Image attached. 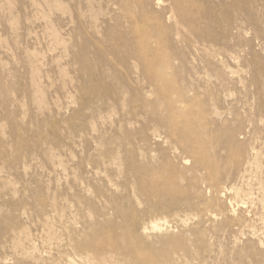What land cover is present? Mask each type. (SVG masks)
<instances>
[{"label": "rangeland", "instance_id": "374dc122", "mask_svg": "<svg viewBox=\"0 0 264 264\" xmlns=\"http://www.w3.org/2000/svg\"><path fill=\"white\" fill-rule=\"evenodd\" d=\"M0 264H264V0H0Z\"/></svg>", "mask_w": 264, "mask_h": 264}, {"label": "bare ground", "instance_id": "6f19581e", "mask_svg": "<svg viewBox=\"0 0 264 264\" xmlns=\"http://www.w3.org/2000/svg\"><path fill=\"white\" fill-rule=\"evenodd\" d=\"M156 228V226H154Z\"/></svg>", "mask_w": 264, "mask_h": 264}]
</instances>
